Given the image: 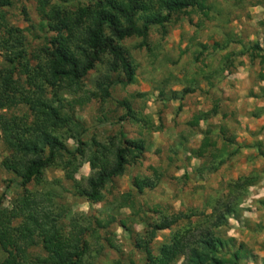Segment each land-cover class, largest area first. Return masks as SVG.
I'll list each match as a JSON object with an SVG mask.
<instances>
[{
	"label": "trees",
	"instance_id": "16d2710c",
	"mask_svg": "<svg viewBox=\"0 0 264 264\" xmlns=\"http://www.w3.org/2000/svg\"><path fill=\"white\" fill-rule=\"evenodd\" d=\"M17 1L20 0H0V142L12 152L13 160L3 167L13 174L14 178L8 181L17 188L7 201L5 194H0V250L3 253L0 264H101L95 261L97 256L103 255L104 247L99 242L97 229L114 218L109 217L102 224L86 216L75 217L67 207L54 202L55 190H29L27 185L45 186L43 170L58 166L64 179L71 182V194L95 203L101 199L106 185L111 187L126 167L139 162L146 151L144 140L126 137L122 130L114 137L107 136L108 142L104 144L93 137L86 140L88 126L77 118L75 105L88 101L84 88L90 83V74L97 73L98 65L104 64L103 70L91 83L101 102L110 98L113 85L125 86L132 81L134 66L121 45L124 40L139 38L145 46L150 29L158 28L165 34L166 25L176 21L179 15L192 9L204 14L205 0H85L76 3L31 0L41 33L35 37L40 40L39 44L31 50L23 29L8 20V10ZM230 42L202 44L194 59L208 49L219 51ZM242 46L250 60L264 59V39L261 43L254 41ZM227 55L219 69L204 75L208 78L224 69L229 71L232 60ZM260 76L263 81L264 75ZM193 90L194 86L167 93L159 89L158 97L180 100ZM115 103L122 109L116 123L138 120V113L128 100L120 99ZM217 114L214 104L194 114L188 123L195 128L199 121L206 123L196 132L200 135L198 145L188 149L186 156L187 160L200 161L190 169L198 179L215 172L241 147H253L254 156L264 159L261 142L239 145L225 122L208 121ZM66 139L71 140L72 146L67 145ZM184 142L185 138L180 135L175 145L183 148ZM171 151L175 154V148ZM81 161L89 163L90 172L79 182L74 180L73 173ZM152 171L153 178L133 176L129 183L131 190L140 194L143 189L154 188L161 174L155 168ZM188 177L187 171L180 176L181 179ZM256 181L257 176L253 174L237 176L224 183V192L213 204L201 209L169 212L160 204L140 207L128 191L120 196L118 207L140 213L143 230L136 234L123 220H118V224L128 232L133 249L141 254V264L250 261L253 257L243 244H236L224 233L228 220L239 219L243 197ZM258 203L264 207V200ZM145 212L150 213V219L143 217ZM161 230L169 233L158 244L156 252H152L151 241ZM106 241L107 246L112 247L109 240ZM113 264L123 263L117 258ZM130 264L134 263L130 261Z\"/></svg>",
	"mask_w": 264,
	"mask_h": 264
},
{
	"label": "rangeland",
	"instance_id": "374dc122",
	"mask_svg": "<svg viewBox=\"0 0 264 264\" xmlns=\"http://www.w3.org/2000/svg\"><path fill=\"white\" fill-rule=\"evenodd\" d=\"M30 1L14 2L8 10V20L23 29L31 50L39 44L40 40L35 37L41 33L38 32V19ZM79 1L85 0H68L69 3ZM204 4V14L192 9L185 15H179L176 21L166 25L165 34L160 33L158 28L150 29L145 46L141 45L139 38L124 40L121 45L134 66L132 81L125 86L113 85L110 98L101 102L96 98L91 83L94 76L103 70L104 64L98 65L97 73L90 74V83L84 88L83 94L88 101L75 105L77 118L88 126L86 140L93 137L104 144L108 142L107 136L114 137L118 130H122L126 137L144 140L146 151L139 162L126 167L124 173L114 179L111 187L106 185L101 199L95 203L73 196L70 192L71 182L64 179L63 171L58 166L43 170L45 186L27 185L29 190H55L54 202L67 207L75 217L86 216L90 221L95 219L102 224L109 217L114 218L102 229H97L99 242L104 247L103 255L97 256L95 261L101 264H113L117 258L123 264H130V261L141 264V254L133 249L128 232L118 224V220H123L136 234H141L143 230L139 222L140 213L134 214L128 207H118L123 193L130 191L136 204L143 208L145 204H160L165 212L201 209L213 204L222 195L224 183L246 174L257 176V181L248 187L243 197L239 219L228 220L224 236L232 237L236 244L241 242L253 257L240 264H264V207L258 203V200H264V159L254 156L253 147H241L225 164L202 179L190 171L200 161L186 159L188 149L198 145L200 135L196 132L206 124L199 121L195 128L188 123L194 114L208 110L214 104L217 105L218 114L209 122H225L239 145L259 141L264 149V80H260V75H264V59L255 57L250 60L242 46L254 41L261 43L264 39V0H205ZM227 40L232 42L227 43L225 48L219 51L208 49L197 60L194 59L200 45L213 42L222 44ZM225 54L232 60V67L216 76L213 73L208 79L204 74L219 69ZM223 63L228 64L226 61ZM183 86H194V90L180 100H161L158 97L159 89L167 93L168 90L178 91ZM120 99L132 104L138 113V120L115 122L122 113L115 103ZM180 135L185 138L183 148L175 145ZM65 141L72 146L71 140ZM171 148H175V154ZM12 160V152L0 142V194H5L6 201L17 189L8 181L14 178L13 174L3 167ZM152 168L161 174L156 186L136 194L130 188V179L135 175L153 178ZM184 171L189 173L187 179L180 178ZM89 172V163L81 161L73 173L74 180L81 182ZM143 217L151 218L148 212ZM168 233V230L156 233L151 241L152 252H156L158 244ZM106 239L112 247L107 246ZM2 257L0 250V259Z\"/></svg>",
	"mask_w": 264,
	"mask_h": 264
}]
</instances>
